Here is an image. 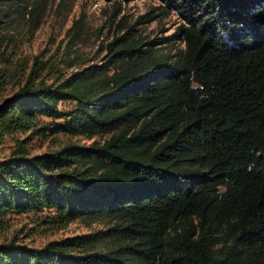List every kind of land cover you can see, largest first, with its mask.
Wrapping results in <instances>:
<instances>
[{
	"label": "trees",
	"instance_id": "1",
	"mask_svg": "<svg viewBox=\"0 0 264 264\" xmlns=\"http://www.w3.org/2000/svg\"><path fill=\"white\" fill-rule=\"evenodd\" d=\"M40 1L0 0V142L15 139L0 228L23 213L100 227L3 239L0 264H264V0H160L177 17L169 37L128 24L103 63L50 81L14 76L5 55ZM58 133L33 152V136Z\"/></svg>",
	"mask_w": 264,
	"mask_h": 264
},
{
	"label": "rangeland",
	"instance_id": "2",
	"mask_svg": "<svg viewBox=\"0 0 264 264\" xmlns=\"http://www.w3.org/2000/svg\"><path fill=\"white\" fill-rule=\"evenodd\" d=\"M160 5V0H41L32 14L14 21L9 29L5 54L11 59L7 62L8 72L25 77L35 69L40 77L50 81L78 66L103 63L109 54L107 43L125 34L128 24L135 28L131 33L146 40L169 37L177 17L173 12L159 14ZM152 13H156L154 18L150 17ZM173 44L183 46L177 40ZM9 92L8 85L3 93ZM65 140L67 137L61 133L33 136L31 147L33 152H40ZM71 140L81 144L91 141L80 136ZM14 145V137L5 136L0 142V159L7 157ZM48 212L45 210L43 214ZM35 219L32 213L9 214L8 224L0 228V241L15 236L20 242L38 246L50 239L100 227L96 221L87 225L83 220H72L49 226L37 224Z\"/></svg>",
	"mask_w": 264,
	"mask_h": 264
}]
</instances>
